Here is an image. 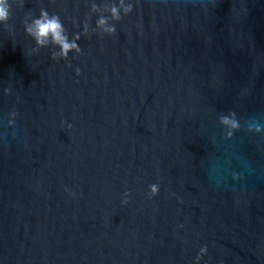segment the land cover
Returning <instances> with one entry per match:
<instances>
[{
  "label": "water",
  "instance_id": "1",
  "mask_svg": "<svg viewBox=\"0 0 264 264\" xmlns=\"http://www.w3.org/2000/svg\"><path fill=\"white\" fill-rule=\"evenodd\" d=\"M9 3L0 264H195L204 246L199 264H264V0H125L119 22V0ZM41 8L81 34L80 54H29Z\"/></svg>",
  "mask_w": 264,
  "mask_h": 264
},
{
  "label": "clouds",
  "instance_id": "2",
  "mask_svg": "<svg viewBox=\"0 0 264 264\" xmlns=\"http://www.w3.org/2000/svg\"><path fill=\"white\" fill-rule=\"evenodd\" d=\"M12 4H19L23 7V0H11ZM99 6L96 3L91 4V12H95ZM121 8H123V15H128L133 10V5L131 3L125 4V0H119L118 5L112 3L110 9V18L111 21L119 22L122 19ZM11 18V4L9 0H0V24H3L6 29H8V21ZM88 17L85 18L83 23V32L82 35L87 36L89 34V24L87 22ZM109 22L108 16H99L96 21V29L98 35H114L116 33V27L113 23ZM73 24L77 27L76 22L73 21ZM24 29L26 34L35 41V47L30 50L29 54L38 52L41 48L48 47L51 45L54 49L58 48L59 51H52L51 58L54 61H59L61 59L67 60L70 52H75L77 54L81 53V49L77 43L80 39L81 34H75L72 39H69L67 30L65 29L59 15L49 14V12L43 8L40 9V14L38 18L27 15L24 20ZM94 30V31H95ZM9 31H11L9 29ZM71 66V65H69ZM76 74L80 75V69L76 68ZM11 92L10 88L5 89V94ZM17 113L15 111L9 114V126L14 125L15 117ZM219 121L224 125L227 131V138H231L234 131L240 128V124L236 118V114L230 113L229 115H221ZM72 125L69 124L68 128L71 129ZM248 131H255L259 133L261 127L255 122L252 121L248 125ZM159 192L158 184L149 185L148 199L151 200ZM75 196V193H71ZM131 195L130 192L124 193V199L121 201L122 204L129 203L128 197ZM207 253V246H204L200 249L199 254L196 257L195 264H199V260Z\"/></svg>",
  "mask_w": 264,
  "mask_h": 264
}]
</instances>
